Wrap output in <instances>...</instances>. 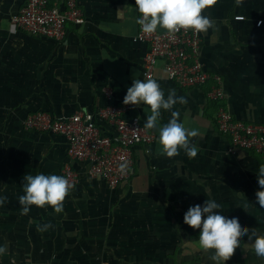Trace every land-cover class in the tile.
<instances>
[{"label":"crops","instance_id":"1","mask_svg":"<svg viewBox=\"0 0 264 264\" xmlns=\"http://www.w3.org/2000/svg\"><path fill=\"white\" fill-rule=\"evenodd\" d=\"M24 3L0 0V195L7 198L0 207V245L7 249L0 264H222L214 249L196 246L199 229L183 222L188 208L206 199L220 202L249 229L226 264H264L248 248L254 229L264 233V207L256 199L264 159L251 150H229L231 138L216 122L221 103L239 119L264 123V0H216L204 10L214 21L200 33L201 60L211 75L206 84L182 87L163 63L154 71L165 98L174 89L186 100L162 110L160 120L167 123L178 111L186 127L198 130L189 138L198 148L195 158L184 150L172 158L162 154L159 132L149 130L155 140L132 149V175L118 187L92 176L88 162L74 161L80 178L63 211L33 205L26 215L18 201L23 177L63 176L68 162L67 139L27 129V117L123 103L133 80L146 79L149 45L137 39L135 0H78L85 21L68 23L63 40L11 32L10 18ZM214 76L222 79L220 101L209 97ZM131 106L144 126L150 106ZM46 224L51 227L38 230Z\"/></svg>","mask_w":264,"mask_h":264},{"label":"built area","instance_id":"2","mask_svg":"<svg viewBox=\"0 0 264 264\" xmlns=\"http://www.w3.org/2000/svg\"><path fill=\"white\" fill-rule=\"evenodd\" d=\"M237 19L244 18L237 15ZM84 11L78 0H25L23 7L10 18L11 32L23 31L36 37L63 40L67 24H82ZM262 24V20L258 22ZM139 41L149 48L144 57L143 75L153 78L159 63H163L170 79L182 87L204 85L211 75L204 68L200 56L201 34L192 30H180L174 35L157 30L156 33L137 34ZM215 85L209 92L213 100H223L225 92L222 79L214 76ZM111 99V93H106ZM131 105L109 103L96 111H79L70 116L54 117L47 112H36L25 121L27 129L52 132L68 141V162L63 176L73 184L79 182V174L72 167L74 161L88 162L90 174L103 179L111 188L118 187L132 175V149L141 144L152 143L156 136L141 123L139 115L131 114ZM219 132L231 138V151L251 150L264 159V123L239 119L224 106L217 114ZM124 158L131 172L121 174L119 165Z\"/></svg>","mask_w":264,"mask_h":264},{"label":"clouds","instance_id":"3","mask_svg":"<svg viewBox=\"0 0 264 264\" xmlns=\"http://www.w3.org/2000/svg\"><path fill=\"white\" fill-rule=\"evenodd\" d=\"M216 3V0H135L136 11L139 14L137 24L145 35H151L157 30H164L168 35H174L180 30H192L199 34L207 32L213 27L214 21L206 14L205 9ZM123 103L125 105L150 106V115H147L144 127L159 132V144L162 154L169 158L177 156L184 150L190 158H195L198 148L189 138L199 135L197 129H189L179 120L178 111L171 112V119L161 123V111L172 110L177 103L184 104V97H177L174 89H170L165 98L164 91L155 78L134 79L127 88ZM122 159L119 165L120 173L131 172L129 162ZM257 180L259 189L256 199L260 207H264V165L258 169ZM23 195L18 197L22 206V215L31 210V206L43 208L48 205L54 212L63 211V202L73 188L67 178L57 174L35 175L23 177ZM6 197L0 195V207L6 202ZM183 222L192 229H199L196 246L202 250H212L215 260L226 264V260L241 244V236L249 234V229L240 220L238 215L228 214L222 210V204L215 199H206L204 203L192 205L183 216ZM51 225L46 224L39 231H45ZM252 241L250 248L257 257H264V233L256 229L248 236ZM254 238V239H253ZM4 245H0V256L6 253Z\"/></svg>","mask_w":264,"mask_h":264},{"label":"trees","instance_id":"4","mask_svg":"<svg viewBox=\"0 0 264 264\" xmlns=\"http://www.w3.org/2000/svg\"><path fill=\"white\" fill-rule=\"evenodd\" d=\"M218 103H219V102H218ZM220 106H222L221 103H220Z\"/></svg>","mask_w":264,"mask_h":264}]
</instances>
